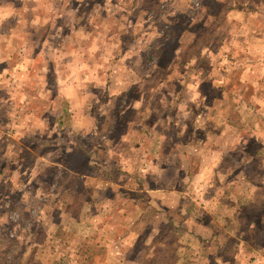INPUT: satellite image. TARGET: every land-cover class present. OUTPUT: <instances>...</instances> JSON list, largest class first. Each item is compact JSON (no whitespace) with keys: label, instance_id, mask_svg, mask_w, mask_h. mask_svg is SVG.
<instances>
[{"label":"rangeland","instance_id":"rangeland-1","mask_svg":"<svg viewBox=\"0 0 264 264\" xmlns=\"http://www.w3.org/2000/svg\"><path fill=\"white\" fill-rule=\"evenodd\" d=\"M52 1L51 8L25 1L43 19L31 47L2 61L8 50L0 46V225L20 241L10 263L32 249V235L57 223L59 192L71 187L84 200L86 182L96 181L104 205H121L123 190L133 199L167 183L157 199L167 197V221L187 231L164 233V215L151 216L119 254L117 240L131 223L116 229L115 220L97 219L112 232L104 231L112 253L103 264H264V0ZM48 21L57 30L45 28ZM40 54L55 76L42 73ZM71 99L76 119L85 120L74 131ZM163 131V151L142 163L148 172L122 161L126 135L148 152L150 136ZM203 165L213 173L198 174Z\"/></svg>","mask_w":264,"mask_h":264},{"label":"crops","instance_id":"crops-1","mask_svg":"<svg viewBox=\"0 0 264 264\" xmlns=\"http://www.w3.org/2000/svg\"><path fill=\"white\" fill-rule=\"evenodd\" d=\"M18 4L17 5H13V3L8 0H0V46L2 44V47L7 48L8 52H7V57L1 56V60L3 61V59L8 60V58L10 57L9 54L14 55L16 49H21L25 51V48H29L31 47L32 44V39L33 37L37 34L39 29L41 28L42 25V17L41 14L36 17L35 15V9L37 8H32L29 7L28 5H26L25 1L26 0H18ZM52 0H38V2H40L41 5H43V8H48V7H52L53 5V1ZM59 1V0H58ZM57 2V4L59 3L60 5V1ZM74 0H70V2H73ZM35 6H39V5H35ZM42 7H38V8H42ZM66 10H69L71 8V4H67L64 6ZM70 7V8H69ZM71 9H75L71 8ZM64 10V11H66ZM76 11V10H75ZM27 14H31L32 16H30L31 18H28ZM251 20H247V22L249 23ZM49 22V21H48ZM52 23L49 22L48 24L45 25V28L49 29H53V30H57V27L54 25H51ZM69 30H74L73 29H69ZM261 30H264L261 29ZM20 40L18 45L15 46V41L17 42V40ZM29 41L31 42L29 44ZM71 53V50H68V53ZM40 58H42V65H46V69H42V73L45 74L47 77L53 75L55 76V72L51 74V70L55 69V64L51 65V66H47L48 64V60L47 57H45L43 54L38 55ZM21 59H23V61L25 63H29L32 61V58H30V56H27L26 54H24L23 56H20ZM44 68V67H42ZM41 76V75H40ZM176 98V97H175ZM172 99V98H171ZM175 102V101H174ZM173 102V103H174ZM140 104L139 101H135L134 105H132L134 108L138 107ZM143 108H140L139 111V115L141 119H145V113H146V108L145 105L147 106L146 102L145 104H143ZM70 106L71 109H67L69 111V127L74 131V130H79L80 128H82V124H84L85 120L82 121L80 123V121H78V119H76L74 112L75 110H77L78 108L75 105V102L73 99H71L70 101ZM194 109H198V104L196 105V107ZM83 117L88 116L87 113L83 112ZM164 122H166V119H163ZM166 127V126H165ZM166 132H158V134H154L152 135L151 138V146L148 149V152L145 151V148L143 150H141L143 147L138 146V141H139V137L136 136H132L129 138V136L126 135L125 137V141H126V147H125V155L126 158H122V161L125 162V164L128 165L129 168L134 167L135 169V173L139 172V171H143V172H148V170L150 169L149 167H146L144 164H142L143 162H145V160L150 159L152 156H157L159 155L160 152L163 151V146L162 143L164 141V136H165ZM174 135V140L177 143V147L178 146H182L183 145V139L182 137H180V135H178V133L176 134V132L172 133ZM191 134L197 135V134H201L200 130L196 131V132H192ZM210 135V140H213L216 138L217 136V132L212 131ZM163 139V140H162ZM225 140V139H224ZM219 141V140H218ZM231 141L228 137V141L225 144L227 147V150L231 152L234 151V149L232 150V146L230 145ZM219 147H221L222 143H218ZM218 150V149H217ZM216 150V152H217ZM215 152V151H213ZM147 155V157L145 156ZM193 156V155H192ZM192 156H187V160L185 161V164L187 165L186 169L187 172H191V165H190V161L189 159L192 158ZM198 159V158H197ZM122 164V162H121ZM148 169V170H146ZM158 170V171H157ZM159 170H162L161 168L155 169L152 172L151 175L153 177V180L157 181V178H160V174L162 171L159 172ZM198 174L202 173V174H207L208 172L211 174L213 173L212 171H210L209 169H207L204 165L202 167L199 168V170H197ZM216 173V170L214 172V174ZM98 184V183H97ZM88 185L90 186L92 191H88ZM110 185H115L114 187L120 188L121 187H125L126 185L122 184H113L111 183ZM85 190L87 192L86 194V198L83 200L81 199V195H75V194H68V201L71 204V207H75L77 210L76 212V217L78 216H82L83 213V227L85 228V235H89L92 236L95 239V242L98 241L99 244H96L95 247V253L98 251L99 252V257L100 260H98V262L100 264L104 263V253H112L110 252V249L107 251H104V238H109V236H104V231H107V233L109 232L110 234H112L111 230L109 227L105 226L104 229V225L102 226V223L100 225H98V223H96L97 219H100L99 221H102L103 223L106 221H116L117 219L119 221H116V229L117 226L122 225L123 229L124 228H128L125 227L123 225H125V223L127 225H129L131 223V226L129 227L128 230H125L124 232H121L117 242L120 243V247H117V251L119 252V254H121L122 252H120L122 247H127V248H131L130 246L133 245L134 240L137 238V236H139L140 231L143 228V223L144 222H152L151 216L153 217L154 215H158L161 216L162 214L164 215V220H165V224L167 222H172V217L170 218V215L168 217V221H167V212L168 211V206H167V197L164 198H159L157 199L156 196V191H166L168 189H171L172 186L168 185L167 183H165V185L163 184V186L161 187H153V188H148V187H144V194H147L148 196L145 197L144 199L137 197V195H134L133 199H126L125 197V192L123 190V193H120L117 195V198H120V203L121 205H118V203H115L113 201V199H109L111 201H108L109 203H106L107 199H103L104 195L103 193H101L100 195H98L97 193L100 191V187L96 186V181L93 182H89L85 184ZM113 187V188H114ZM69 189H71V187H69ZM116 191V190H115ZM119 191V190H118ZM116 191V192H118ZM76 192V191H74ZM136 194V193H134ZM139 198V199H138ZM143 201V202H142ZM114 203L113 208H112V203ZM99 203L100 207L96 204ZM132 203V210H127L126 207ZM127 204V205H126ZM84 205V206H83ZM83 206V207H82ZM104 206L108 207V210L106 211V209L104 208ZM157 208L160 209V211L162 212H157ZM146 212H148V215L146 218H143L144 215H146ZM59 220L57 222H63L66 217H64V215L59 214ZM79 217V218H80ZM78 218V219H79ZM104 220V221H103ZM81 222V223H82ZM122 223V224H119ZM172 225V224H171ZM102 228H101V227ZM147 226V224L145 225ZM181 227V231L179 234H177L176 236L179 237L181 236L183 233L187 234V231L184 227ZM101 228V229H100ZM171 229L168 228V231H171ZM192 233H190L191 235ZM97 235V236H96ZM45 237V235H44ZM43 237V238H44ZM96 237L98 238V240H96ZM147 237V236H145ZM133 239V242H130V240ZM101 242V243H100ZM146 245L150 244V242L145 243ZM41 249H45L44 246L42 245H37V247L35 248L34 252L33 250H26L24 253V257L22 258L21 263L24 264L29 255L33 252V255H35L36 257H38V255H40V250ZM109 254V255H110ZM119 258V257H118ZM94 259V258H93ZM107 259H109V257H107ZM121 259V258H120ZM97 261H95V259L93 260L92 263L89 264H98ZM123 261L118 262L117 264H122ZM139 262H143L142 264H144V261H139ZM146 262H151V261H146ZM135 263V262H134ZM61 264H78L76 262H70V261H66L65 263H61Z\"/></svg>","mask_w":264,"mask_h":264},{"label":"trees","instance_id":"trees-1","mask_svg":"<svg viewBox=\"0 0 264 264\" xmlns=\"http://www.w3.org/2000/svg\"><path fill=\"white\" fill-rule=\"evenodd\" d=\"M63 191L66 192L67 195L70 193L69 187L59 192L54 208L61 215H64L66 219L63 222L55 223L52 227H47L45 230L41 231L38 236L33 237L32 235L30 237L31 239L29 238L31 243H34L32 246L33 252L37 245H43L45 249L40 250V255H38V257L33 255L32 252L24 264H61L66 261H73L78 264H89L93 262V258H95L96 255H99L98 251L95 253V246L97 244L95 239L92 236L85 235V228L82 222L85 213H83L81 217H76L78 209L75 207L72 208L71 204L69 202L67 203L68 198L63 194ZM135 195L142 199L148 196L144 194L143 190L138 191ZM41 197L43 202L47 201V196L42 195ZM147 215L148 212H146L143 218H146ZM116 221L119 220L117 219ZM171 224L172 222H167L165 224L166 226L164 229L166 228V232L164 233H167L168 228H172L174 231L181 229L180 225L175 227ZM5 227L6 225H0V264H11L9 257L16 250L20 241L17 235H13V231L12 233L10 231H5L7 230ZM130 242H133V239H131ZM18 264L22 263L18 262Z\"/></svg>","mask_w":264,"mask_h":264}]
</instances>
